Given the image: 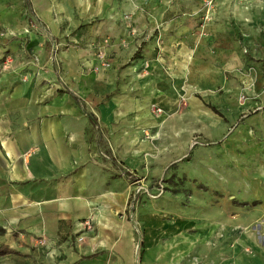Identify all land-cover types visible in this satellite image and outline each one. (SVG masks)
Returning a JSON list of instances; mask_svg holds the SVG:
<instances>
[{"label":"crops","instance_id":"obj_1","mask_svg":"<svg viewBox=\"0 0 264 264\" xmlns=\"http://www.w3.org/2000/svg\"><path fill=\"white\" fill-rule=\"evenodd\" d=\"M209 1L0 0V229L60 244L66 264H137L140 177L109 126L128 93L149 129L151 106L171 117L156 161L140 147L149 166L198 186L178 218L139 220L142 264H264V68L244 92L238 43L257 1Z\"/></svg>","mask_w":264,"mask_h":264},{"label":"rangeland","instance_id":"obj_2","mask_svg":"<svg viewBox=\"0 0 264 264\" xmlns=\"http://www.w3.org/2000/svg\"><path fill=\"white\" fill-rule=\"evenodd\" d=\"M205 1V0H204ZM214 7H215V0ZM256 14L255 11L252 15L244 19L245 24H251L252 17L258 18L259 21L253 26L250 25L249 32L240 31L239 41L241 44V52L243 56L248 58L251 65L247 66L241 72L249 76V84L244 87L243 91L246 92L248 89L255 87L256 78V64L261 63V67L264 68V0H256ZM204 3V2H203ZM203 9L206 10V6L203 4ZM201 37L204 38L208 35L207 25L201 28ZM118 94V93H117ZM129 94H125L124 97L119 101V109H123V113L120 118L111 122L110 135L117 142L121 143L123 146L119 148L120 159L126 161L128 164L133 165L135 170L139 174V177L132 180L133 185V195H136L137 188L142 187V182L148 185L150 191L148 193H143L144 188L139 197L138 207L135 212V217L133 221L136 223L134 226L135 239L137 244V264H142L143 253H144V238L145 229L141 222L146 214H151L152 216L162 215L164 219H175L182 215L186 206L191 203L192 193L194 187H198L196 181L186 178L185 175L180 174L178 164H167L163 166L161 164V169L159 166L154 165L150 167V161L148 159L151 157L152 153H145L140 148L144 141H149L154 146V161L157 157L161 155V149L157 147V141L162 138L165 139L166 133L164 131L165 124L171 118L167 115H162L156 113L151 106V112L153 113V118H155L157 125L154 128L150 127L145 122V117L143 121H139L136 115L132 113L131 101L129 100ZM112 97H107L105 101V106L112 104ZM187 100L181 101V106L177 110L178 112H183L186 109ZM97 115V114H95ZM97 115V124L101 126V121ZM188 125L191 120L186 121ZM149 128H148V127ZM148 128V129H147ZM101 130V128H100ZM103 134V133H102ZM175 135V134H174ZM136 150L134 146L136 145ZM121 150V152H120ZM136 152V154H134ZM111 157V156H110ZM111 159H113L111 157ZM138 163V164H137ZM164 168V170L162 169ZM166 172L162 175V172ZM162 185V186H161ZM136 198V199H137ZM135 211V210H134ZM137 217L138 215H141ZM137 215V216H136ZM136 218V220H135ZM161 219V218H160ZM80 235V234H79ZM76 235V238L70 244L71 247H75L74 243L81 244L79 241L80 236ZM43 239V238H42ZM39 237L34 236H24L22 233L10 232L4 229H0V264H66L67 257L60 248V244L55 245L52 249L49 248V243L44 245H39ZM46 245V246H45ZM44 246V247H43Z\"/></svg>","mask_w":264,"mask_h":264},{"label":"built area","instance_id":"obj_3","mask_svg":"<svg viewBox=\"0 0 264 264\" xmlns=\"http://www.w3.org/2000/svg\"><path fill=\"white\" fill-rule=\"evenodd\" d=\"M206 4V6L207 7H211L212 5H213V2L212 1H209V2H206L205 3ZM209 20V14L207 13L206 15H205V17H204V21L205 22H207ZM100 59H101V67H103V68H109L111 65H110V63L109 62H106L105 61V56H104V54L103 53H101V55H100ZM11 59H7V61H10ZM155 112L156 113H162V111L160 110V109H155ZM142 190H143V188H141L140 186L137 188V193H136V195H135V197H134V201L136 200V198L138 197V194H140L141 192H142ZM83 226H84V229L86 230V231H91V230H93V224H92V221L91 220H85L84 222H83ZM83 239L81 238L80 239V241H82ZM45 244V240L44 239H41L40 241H39V245H44Z\"/></svg>","mask_w":264,"mask_h":264},{"label":"bare ground","instance_id":"obj_4","mask_svg":"<svg viewBox=\"0 0 264 264\" xmlns=\"http://www.w3.org/2000/svg\"><path fill=\"white\" fill-rule=\"evenodd\" d=\"M157 227V226H156ZM155 252V251H154ZM154 254V253H153Z\"/></svg>","mask_w":264,"mask_h":264}]
</instances>
